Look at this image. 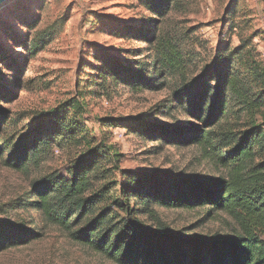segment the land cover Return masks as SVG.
<instances>
[{"label": "rangeland", "instance_id": "rangeland-1", "mask_svg": "<svg viewBox=\"0 0 264 264\" xmlns=\"http://www.w3.org/2000/svg\"><path fill=\"white\" fill-rule=\"evenodd\" d=\"M170 3L162 16L153 15L142 0L0 4V223L36 232L26 243L1 250L0 264H117L46 223L34 206L35 181L73 170V163L88 156L95 162L94 189L104 194L100 209L110 214L127 218L129 209L132 221L145 230L187 239L208 241L239 231L230 215L210 205L153 204V216L132 200L122 203L120 187L132 173L225 178V169L204 158L197 143L175 142L176 132L164 135L174 140L165 142L150 129L202 126L190 102L178 101L173 92L196 78L215 85L216 73L209 68L217 66L219 54L246 45L264 69V0ZM162 39L180 49L183 66L175 73L161 69L153 77L151 64ZM138 77L157 88L134 86ZM52 111L66 116L70 130L43 133L53 143L37 163L9 165L22 149L29 151ZM143 125L148 134L137 130ZM255 125L264 134V105L221 118L214 127L241 133ZM256 161H264V149Z\"/></svg>", "mask_w": 264, "mask_h": 264}, {"label": "trees", "instance_id": "trees-1", "mask_svg": "<svg viewBox=\"0 0 264 264\" xmlns=\"http://www.w3.org/2000/svg\"><path fill=\"white\" fill-rule=\"evenodd\" d=\"M142 1L156 16L166 14L171 4L170 0ZM245 47L217 56V66L209 68V72L216 73L215 85L196 78L174 90L175 99L190 102L191 114L201 127L182 131L150 129L146 125L137 128L141 134H148V129L158 130L156 139L160 137L165 142L174 140L164 135L176 132L180 138L175 142L197 143L203 157L222 166L227 176L183 179L138 172L127 175L120 187L122 203L132 200L142 213L153 216V204L183 208L210 205L223 210L238 224L236 234L203 241L152 233L132 221L129 209L127 218L110 214L107 208L100 209L104 194L94 189L95 162L91 156L73 163V170L64 174L54 171L34 182V206L41 218L117 264H264V240L260 237L264 235V161H256L258 151L264 149V134L257 125L241 133L214 127L221 118L250 114L264 105V69ZM155 56L151 64L153 77L161 69L175 73L183 66L180 49L167 40L160 41ZM135 81L134 86H158L141 77ZM65 119L64 114L50 112L43 120L39 137L30 140L29 151L20 149V157L9 165L26 167L41 160L42 153L53 143L52 137L43 133L69 131ZM30 235L36 232L0 223V251L26 243Z\"/></svg>", "mask_w": 264, "mask_h": 264}, {"label": "water", "instance_id": "water-1", "mask_svg": "<svg viewBox=\"0 0 264 264\" xmlns=\"http://www.w3.org/2000/svg\"><path fill=\"white\" fill-rule=\"evenodd\" d=\"M4 1H6V0H0V4L3 3Z\"/></svg>", "mask_w": 264, "mask_h": 264}]
</instances>
